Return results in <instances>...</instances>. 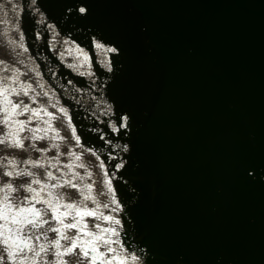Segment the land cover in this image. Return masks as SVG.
Segmentation results:
<instances>
[{"label": "water", "instance_id": "obj_1", "mask_svg": "<svg viewBox=\"0 0 264 264\" xmlns=\"http://www.w3.org/2000/svg\"><path fill=\"white\" fill-rule=\"evenodd\" d=\"M18 2L0 58L68 110L94 194L108 173L112 247L128 264H264V0Z\"/></svg>", "mask_w": 264, "mask_h": 264}, {"label": "snow or ice", "instance_id": "obj_2", "mask_svg": "<svg viewBox=\"0 0 264 264\" xmlns=\"http://www.w3.org/2000/svg\"><path fill=\"white\" fill-rule=\"evenodd\" d=\"M22 11L18 0H7V5L0 0V24H9V14L16 19ZM79 12L85 13L86 8L80 7ZM17 27L14 23L13 28ZM19 41L8 43L13 51L23 48L26 52L22 33ZM96 47L103 49L104 45L97 43ZM0 54L5 53L0 50ZM27 74L0 58V264L135 262L136 255L112 247L120 243L111 239L119 232L96 222L120 224V220L98 211L109 208V203L101 204L98 197L113 193L108 173L105 171V179L100 181L107 192L101 187L94 194V174L83 162L82 153L70 144L75 140V147H81L68 110L57 107L47 91H37V87L44 88L38 80L33 87V83L20 79ZM44 97H49L47 106L42 102ZM62 128L70 129L72 135H61ZM100 168H104L103 163ZM76 169H83V175ZM111 203H117L114 194ZM88 218L93 221L91 226Z\"/></svg>", "mask_w": 264, "mask_h": 264}]
</instances>
